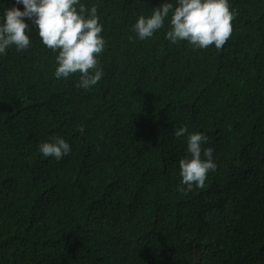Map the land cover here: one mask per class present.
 Here are the masks:
<instances>
[{
    "label": "trees",
    "instance_id": "obj_1",
    "mask_svg": "<svg viewBox=\"0 0 264 264\" xmlns=\"http://www.w3.org/2000/svg\"><path fill=\"white\" fill-rule=\"evenodd\" d=\"M162 2L99 0L107 46L91 89L54 78L35 33L0 56V264H264V0H230L219 51L170 45L166 28L129 40ZM185 125L217 165L190 192ZM57 135L71 145L59 161L38 151Z\"/></svg>",
    "mask_w": 264,
    "mask_h": 264
},
{
    "label": "clouds",
    "instance_id": "obj_2",
    "mask_svg": "<svg viewBox=\"0 0 264 264\" xmlns=\"http://www.w3.org/2000/svg\"><path fill=\"white\" fill-rule=\"evenodd\" d=\"M98 2L91 7L82 0H14L11 7L0 5V56L12 48L28 51L35 33L42 45L56 53L54 78L67 80L79 73L77 87L91 89L104 76L99 58L107 46ZM236 15L230 0H163L149 14L136 18L131 25L135 36L129 40L152 39L166 28L164 37L170 45L183 42L193 51L210 46L219 51L232 34ZM79 130L83 132V126ZM174 135L186 137L187 155L178 162L179 190L204 188L208 173L217 169L214 149L205 147L208 136L189 131L186 125L174 129ZM38 151L59 161L70 154L71 145L57 135L40 143Z\"/></svg>",
    "mask_w": 264,
    "mask_h": 264
}]
</instances>
